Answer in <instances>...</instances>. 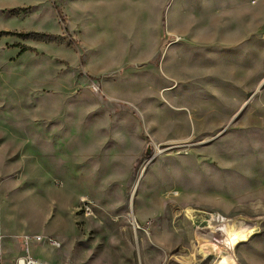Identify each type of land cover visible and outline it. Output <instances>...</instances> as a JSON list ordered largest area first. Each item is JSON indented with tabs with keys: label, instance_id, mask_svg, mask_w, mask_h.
I'll use <instances>...</instances> for the list:
<instances>
[{
	"label": "rangeland",
	"instance_id": "374dc122",
	"mask_svg": "<svg viewBox=\"0 0 264 264\" xmlns=\"http://www.w3.org/2000/svg\"><path fill=\"white\" fill-rule=\"evenodd\" d=\"M24 233L50 264H264V0H0L5 258Z\"/></svg>",
	"mask_w": 264,
	"mask_h": 264
},
{
	"label": "built area",
	"instance_id": "2783aa9c",
	"mask_svg": "<svg viewBox=\"0 0 264 264\" xmlns=\"http://www.w3.org/2000/svg\"><path fill=\"white\" fill-rule=\"evenodd\" d=\"M4 239L5 236L0 235V264H50L49 262H46L35 256V254L31 252L30 244L35 241L42 243V241L46 239L47 242L54 247L61 248L63 246L61 240L53 235L44 236L40 233H24L19 239H17V244L21 246L17 247V249H21L19 250L20 252L13 259H7L5 258V252L3 249ZM58 264H71V260H67Z\"/></svg>",
	"mask_w": 264,
	"mask_h": 264
},
{
	"label": "crops",
	"instance_id": "0c3cea01",
	"mask_svg": "<svg viewBox=\"0 0 264 264\" xmlns=\"http://www.w3.org/2000/svg\"><path fill=\"white\" fill-rule=\"evenodd\" d=\"M179 4H175V11L176 10H178V8H177V6H178ZM230 5H231V9L232 10H234L235 12H238L239 10H242V9H246V8H249V6H250V0H230ZM232 19H235L236 21L239 19V16L238 15H235V17H232ZM182 23V22H181ZM182 25V24H181ZM187 24L186 25H182L180 28L181 29H188L187 27ZM194 25L192 24V27H191V34L192 35H194L195 36V39L196 40H199V41H207V40H204L205 38H207L208 37V35H196V31H194ZM239 27H238V25H232L231 26V35H230V37H231V39H229L227 42H229V43H241V42H243V40L242 39H240L239 38ZM195 33V34H194ZM238 34V35H237ZM210 41V40H209ZM258 41L260 42L261 41V38L259 37L258 38ZM16 183V182H15ZM17 184V183H16ZM28 225H29V230H31V227H32V222L30 223H28ZM35 231V230H34ZM5 240V239H4ZM3 240V241H4ZM7 243V241L5 242H3V246L5 245ZM6 249H9V247H4V251H6Z\"/></svg>",
	"mask_w": 264,
	"mask_h": 264
},
{
	"label": "bare ground",
	"instance_id": "6f19581e",
	"mask_svg": "<svg viewBox=\"0 0 264 264\" xmlns=\"http://www.w3.org/2000/svg\"><path fill=\"white\" fill-rule=\"evenodd\" d=\"M224 220H225V218L219 216V218L215 219L214 222L218 223L217 226H219L220 228H225L226 223ZM240 235L241 234L238 231L231 229V232H229V234L225 235V239L228 241H231V243H235V242L241 240ZM231 254H232V252H231Z\"/></svg>",
	"mask_w": 264,
	"mask_h": 264
},
{
	"label": "trees",
	"instance_id": "16d2710c",
	"mask_svg": "<svg viewBox=\"0 0 264 264\" xmlns=\"http://www.w3.org/2000/svg\"><path fill=\"white\" fill-rule=\"evenodd\" d=\"M26 51H30V52H35L36 51V49L35 48H33V47H23V49H22V52H26Z\"/></svg>",
	"mask_w": 264,
	"mask_h": 264
}]
</instances>
